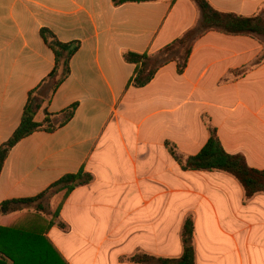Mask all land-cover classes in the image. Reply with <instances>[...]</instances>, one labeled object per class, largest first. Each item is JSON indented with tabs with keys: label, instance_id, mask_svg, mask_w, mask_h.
Listing matches in <instances>:
<instances>
[{
	"label": "crops",
	"instance_id": "0c3cea01",
	"mask_svg": "<svg viewBox=\"0 0 264 264\" xmlns=\"http://www.w3.org/2000/svg\"><path fill=\"white\" fill-rule=\"evenodd\" d=\"M208 1L219 11L264 16V0ZM200 19L193 0H0V147L20 126L30 95L42 101L36 121L49 114L57 127L13 148L0 175V204L36 197L81 170L94 177L68 196L57 219L64 193L50 210L3 212L0 227L23 235L0 237L11 242L0 244L8 253L0 252V264L180 258L188 217L196 264H264V194L245 202L232 176L184 171L167 146L196 155L215 128L229 154L264 171V40L209 32L184 73L172 61L146 87L130 85L136 65L127 53L156 56ZM42 30L80 44L71 74L49 97L56 58Z\"/></svg>",
	"mask_w": 264,
	"mask_h": 264
},
{
	"label": "trees",
	"instance_id": "16d2710c",
	"mask_svg": "<svg viewBox=\"0 0 264 264\" xmlns=\"http://www.w3.org/2000/svg\"><path fill=\"white\" fill-rule=\"evenodd\" d=\"M156 0H114L117 5L129 2H150ZM177 0H172L176 2ZM201 12V19L198 25L187 31L181 38L165 47L159 55L149 56L148 54L127 53L125 59L128 63L136 65V71L130 85L135 88H144L155 78L158 71L168 64L175 61L178 64V72L184 73L193 47L196 42L209 32L215 31L229 36H249L264 40V16H243L231 12H223L215 9L208 0H193ZM41 35L48 46L53 50L56 64L53 71L48 76L47 83L51 84L50 96L54 95L59 86L71 74L70 62L80 48V44L62 43L58 41L50 31L42 30ZM52 38V40H50ZM178 49H185V54L181 61L171 54ZM164 56L162 60L160 58ZM42 109V101L30 95L28 104L25 108L22 122L8 142L0 147V175L5 162L13 148L25 138L39 131L53 132L57 127L50 122L49 114L43 123L36 121L37 114ZM76 106L66 111L65 122L73 118ZM175 161L184 171H204L221 172L232 176L242 186L245 194V201L251 200L258 194H264V171L251 168L242 154H229L223 147L218 132L215 128H210V137L205 147L196 155L181 156L175 151L174 146L167 144ZM94 177L81 170L77 174H68L54 183L46 191L36 197L11 200L0 204V215L3 212L13 213L25 208H35L37 211H46L43 201L50 196L64 193V198L59 208L54 214V219L59 217L63 203L68 196L80 186L88 185ZM53 224V223H52ZM60 226L65 229L66 225ZM194 220L188 217L182 229L183 253L180 258H161L144 253H136L129 258L134 264H196V250L194 247ZM9 233L14 234L13 230L0 227V237ZM14 235H23L16 232ZM4 239V238H3ZM45 239L46 242L47 239ZM0 244H11L10 241ZM54 249V248H53ZM8 250V249H7ZM55 253H59L54 249ZM1 253L8 254L5 248L0 249ZM60 257V255H59ZM60 264H68L64 258L60 257Z\"/></svg>",
	"mask_w": 264,
	"mask_h": 264
},
{
	"label": "rangeland",
	"instance_id": "374dc122",
	"mask_svg": "<svg viewBox=\"0 0 264 264\" xmlns=\"http://www.w3.org/2000/svg\"><path fill=\"white\" fill-rule=\"evenodd\" d=\"M160 54V53H159ZM158 54V55H159ZM184 54H185V49H178V50H176V51H174V53L173 54H171L173 57H175V58H177L178 59V61L180 60L181 61V59L183 58V56H184ZM157 56V55H156ZM161 57V56H160ZM164 58V56H162L161 58H160V60H162ZM47 87L49 88V92H48V94H47V96H45V97H49V95H50V87H51V84L50 83H47ZM55 197V195H53V196H50L49 198H47V199H45L44 201H43V205L45 206V208H46V210H50L51 209V203L50 202H52V200H53V198ZM246 202V201H245ZM54 207V206H53ZM55 209V208H54Z\"/></svg>",
	"mask_w": 264,
	"mask_h": 264
}]
</instances>
